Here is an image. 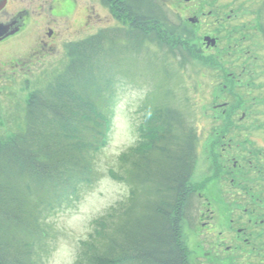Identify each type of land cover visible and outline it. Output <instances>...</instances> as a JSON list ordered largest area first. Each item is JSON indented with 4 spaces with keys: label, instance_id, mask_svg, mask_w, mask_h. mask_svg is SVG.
<instances>
[{
    "label": "rangeland",
    "instance_id": "obj_1",
    "mask_svg": "<svg viewBox=\"0 0 264 264\" xmlns=\"http://www.w3.org/2000/svg\"><path fill=\"white\" fill-rule=\"evenodd\" d=\"M145 1L150 8L138 16L150 24L137 30L121 19L127 10L116 15L102 0H70L62 17L49 13L55 0H9V14L24 10L29 16L26 32L8 43L3 67L8 72L0 83V147L23 131L27 102L70 64L72 45L94 39L101 55L109 51L98 55L102 68L109 62L95 71L97 79L110 82L100 102L109 120L107 142L95 149L101 131L96 139L93 132L83 133L85 142L93 141L84 152L90 173L82 171L85 180L73 190L65 187L66 200L43 213L40 250L34 253L38 233L27 264H77L82 252L101 251L97 223L117 226L135 188L137 206L145 200L132 162L147 150L148 127L151 139L167 137L179 171L188 150L177 148L189 145L194 151L187 183L193 196L179 215L186 264H264V0ZM47 27L55 36L43 34L48 45L37 53L35 39ZM204 36L217 38L216 46L207 47ZM16 61L25 69H13ZM167 129H172L168 135ZM227 134H236L230 148ZM248 153L259 154L258 168L231 175V159ZM167 164L151 170L170 171ZM75 171L60 173L57 191ZM46 192L41 191L54 199V192Z\"/></svg>",
    "mask_w": 264,
    "mask_h": 264
},
{
    "label": "trees",
    "instance_id": "obj_2",
    "mask_svg": "<svg viewBox=\"0 0 264 264\" xmlns=\"http://www.w3.org/2000/svg\"><path fill=\"white\" fill-rule=\"evenodd\" d=\"M102 1L116 15L124 13L121 19L131 23L130 28L134 26L138 30L149 26L147 17L138 16L143 8H150L145 0ZM123 10L127 11L122 13ZM93 40L70 47V64L45 89L32 94L26 105L23 131L0 147V264H27L31 248L33 252V236L38 233L34 253L40 250L39 221L43 213L54 210L55 205L66 200L65 187L73 190L74 185L83 182L85 174L90 173V164L84 163V152L93 141L85 142L83 133L93 132L96 139L101 131L102 138L95 149L105 144L109 120L102 113L100 102H104L110 82H102L95 76L103 62L98 59L101 53ZM109 41L112 43L113 39ZM108 62H104L103 68ZM105 120L104 125L100 123ZM171 130L167 129L165 134ZM152 132V128L146 129L147 150L132 162L135 168L132 177L144 185L145 200L137 206V188L132 190L131 207L120 216L117 226L108 225L109 220L103 219L97 223L96 236L101 235L104 243L101 251L82 252L77 264H186L185 247L180 243L179 215L193 196L187 183L194 151L189 145L177 148L181 153L188 150L179 171L180 166L172 163L175 154L174 150L169 151L171 145L164 140L167 137L153 140ZM169 161L173 167L170 171L151 170V166L158 167ZM75 167L78 168L75 176L57 191L61 185L57 181L60 173ZM81 174L85 177H80ZM43 190L54 192L55 204L41 193ZM119 209L121 205L115 212Z\"/></svg>",
    "mask_w": 264,
    "mask_h": 264
},
{
    "label": "flooded vegetation",
    "instance_id": "obj_3",
    "mask_svg": "<svg viewBox=\"0 0 264 264\" xmlns=\"http://www.w3.org/2000/svg\"><path fill=\"white\" fill-rule=\"evenodd\" d=\"M2 2V0H0ZM70 0H55V2L49 7V13L51 16L54 15V12H58L59 17H62V14L67 13L68 7H69ZM9 4V0H6V3L4 6H0V23L5 24L7 26V30L0 34V83L3 81L4 75L8 72V70L4 69L5 62L9 59V54H8V43L15 39L18 38L19 36L23 35L26 32V26L28 24L27 19H28V12L27 11H22L18 10L14 14H9L7 7ZM66 15V14H65ZM48 31L45 32V30H42V33H40L35 39V45H36V51L41 52V50H44L45 47H47V42L43 39V34H46V36L51 39L54 38V30L47 27ZM35 55V54H34ZM32 56V55H31ZM36 56V55H35ZM34 56V57H35ZM33 58V57H32ZM22 62H14L13 64V69H15L17 66L20 67L21 70L25 69V66L23 64H20ZM231 134H227L224 137H229V144L227 145L228 148H230L231 141H233V137L235 136ZM231 175H235V170L241 169L248 167L252 169H256L259 166V154L255 158H250V154L248 153L245 156L239 157V160L231 159ZM227 160L224 162V165L226 166L227 169H229L228 165H226ZM223 163V162H222ZM221 163V164H222ZM221 166V165H220ZM262 169H259L258 171L260 172ZM233 179V178H232ZM234 180V179H233ZM248 205H251L250 203ZM244 212H247L246 208H243ZM254 213V211H252ZM245 215V214H244ZM231 222H233L231 220ZM250 222V220L248 221ZM262 222V221H261ZM254 224H256V221H254ZM240 230V229H239ZM238 233H241L238 231ZM244 233V232H242ZM245 234V233H244Z\"/></svg>",
    "mask_w": 264,
    "mask_h": 264
},
{
    "label": "water",
    "instance_id": "obj_4",
    "mask_svg": "<svg viewBox=\"0 0 264 264\" xmlns=\"http://www.w3.org/2000/svg\"><path fill=\"white\" fill-rule=\"evenodd\" d=\"M185 1H190V0H185ZM5 5V0H2L0 2V6ZM7 30V26L0 24V34L4 33ZM204 42H206L207 46H214L216 43V40L210 37H204Z\"/></svg>",
    "mask_w": 264,
    "mask_h": 264
}]
</instances>
